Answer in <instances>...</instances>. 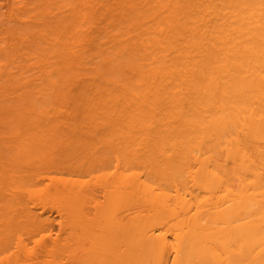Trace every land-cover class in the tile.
Here are the masks:
<instances>
[{"label": "bare ground", "instance_id": "bare-ground-1", "mask_svg": "<svg viewBox=\"0 0 264 264\" xmlns=\"http://www.w3.org/2000/svg\"><path fill=\"white\" fill-rule=\"evenodd\" d=\"M8 1L1 179L101 237L71 264H264V0Z\"/></svg>", "mask_w": 264, "mask_h": 264}, {"label": "rangeland", "instance_id": "rangeland-1", "mask_svg": "<svg viewBox=\"0 0 264 264\" xmlns=\"http://www.w3.org/2000/svg\"><path fill=\"white\" fill-rule=\"evenodd\" d=\"M8 2H9L8 0H0V6H1L0 7V17H3L4 20L8 19V13H6V12H9V11H7L8 7H9V5H7V4H9ZM0 19L2 20V18H0ZM5 21H7V20H5ZM5 21H2V22H5ZM30 21H31V19H30ZM32 21L36 22L35 19H32ZM26 22L23 25L26 28V30L27 29L28 30L27 31L25 30L26 31V38L25 37H23V38L24 39H29L28 41L32 42L34 36H32V34L30 35L29 32L30 31L32 32V29L36 30V28H37L36 32H39L38 31L39 30L38 27L40 28V26L38 24V27H36L37 23H34V22H29L30 24H28V21H26ZM5 24H6V22H5ZM3 25H4V23H3ZM34 25H36L35 26L36 28H31ZM20 28H21V26H20ZM22 28H23V26H22ZM21 31H23V30H21ZM32 33H34V32H32ZM21 34L22 33L20 32V35ZM35 38H37V41L40 40V39H38L39 37H35ZM19 42L22 43L21 40ZM22 45H26V44L22 43L21 46ZM25 48L23 46V49H25ZM23 49L21 47L20 52L23 51ZM25 50H27V52L31 51L30 49H25ZM22 53H24V52H22ZM32 53L33 52L31 51L29 53H26V55H24L25 53L23 55L26 56V58L28 59L27 55L29 54V56H30V54H32ZM75 88H76V90H75ZM77 88H78L77 85H76V87L72 88V95L73 96L79 94V90ZM73 92H75V94ZM0 131H2V130H0ZM62 156L61 155L58 156L59 161H57V162H59V163H57V164H59V165L62 164L61 163L63 161V157ZM56 158H57V156H56ZM60 158L62 159L61 161H60ZM65 160L67 161V158ZM65 164H66V162H65ZM62 169L64 171L65 167L62 168ZM57 170L56 171L52 170V173L49 172L51 174L48 173L49 175H46L45 173H44L45 174L44 175L43 172H41V173H42V175H44L46 177L47 176L53 177V176L57 175L56 172L58 173V171H59V170L58 171ZM65 171H68V170H65ZM2 172L0 171V173H1L0 174V264H66V263H69V262L71 264V261L72 260L74 261L76 256L82 255L83 252H81V250L84 249L83 251H85V250L87 251L88 249H90L92 247H95V246H93V245H95L93 241L97 240L98 238L101 239V237H97V239L94 238V240H92L91 238L89 239V236L96 235V234H94V232H91V235L90 234L88 235L87 233L84 235L83 233H85V232H82L83 230L80 229L79 227L76 228L77 231H78L76 233L77 235L75 233L73 234V232L71 233L69 231L71 229H68V230L64 229L65 230V232H64L63 228H65V226H66V229H67V224L65 225L64 223H66V222H64V223L62 222L61 225H60V222H61L62 218H61L60 215H58L59 213L57 214L58 211L54 212V209L52 207H51V209H53V211L50 210L48 207H47L48 209L45 208L46 206L45 207L41 206V208H40L41 204L36 206L37 204L34 205L35 203L33 204L32 202H30L27 197L26 198H24V197L22 198L21 195L18 196V197H21V199H19L18 203L13 202L12 201L13 199L11 200L10 197L13 198L14 192H11V190H9L10 188H8V187H10V186H8L9 184L8 185H4L5 183L3 182V179H1L3 175H5V176H8V175H6L5 173L3 174ZM53 172H55V174ZM59 172H60V174H62L61 176H63V175L66 176L65 173H62L61 171H59ZM68 172H70V171H68ZM27 173L28 172H26L25 174H27ZM32 173L33 172H31V173L29 172V175L32 174ZM41 173H37L38 176ZM7 174H9V172ZM25 174H23L24 175L23 178H22L23 175H19V174H18L19 178L18 177L16 178L18 180V179H20V176H21V179L19 180L21 183L18 182L17 180L15 182L20 183L23 186L26 185L27 184L26 183L27 178L29 180V177H28L29 175L25 176ZM60 174H58V175L60 176ZM9 175H11V174H9ZM42 175L39 176L40 177V181H41V179L43 181V178H45ZM58 175H57V178H60ZM70 175H71V178H72L73 176H72L71 173H70ZM70 175H68V177ZM79 175H81V174H79ZM79 175L78 174L77 175L74 174V178H75V176H76V178H78ZM16 176L17 175H14V177H12V179L10 180L11 184H15V182L12 181V180H15L14 178ZM35 176H36V173H35ZM38 176H37V179H38ZM65 176H63V177L65 178ZM81 176H84V175H81ZM25 177H26V179H24ZM30 177H31V175H30ZM49 177L46 178V180L50 179ZM33 178H34V175H32L31 179L33 180ZM9 179H7V182H8ZM35 179H36V177H35ZM35 179H34L33 182L29 180L30 181L29 185L30 184H35V186H36V184L39 181V179H38V181L36 180L37 182H35ZM46 180L43 182L44 185L46 183ZM23 181L26 184H23ZM47 183H46V185H47ZM40 184H42V183H40ZM40 184L36 188H38V187L40 188L43 185V184L42 185H40ZM17 186H16L17 188H20V187L22 188V186H20V187H19V185H17ZM11 187H12V185H11ZM16 187H13V189L16 188ZM28 187H30V186H28ZM31 187H32V185H31ZM9 191L11 192V194L9 193ZM12 194H13V196H10ZM19 203L22 204L23 210L28 208V209H26V211L30 210V213H33L34 215H37L36 216L37 218H34L37 221L36 223H32L33 222L32 219L30 221V218H28V216H26V214L29 213V211L25 212L23 210H18V209H22V206L19 205ZM8 205H9V207H6ZM24 207H25V209H24ZM43 208H45L47 211L45 209H44L45 211L40 210V209H43ZM24 212H25V214H23ZM43 213H44V216H41V215H43ZM6 219H9L7 221V223H10V225L6 226L7 223L3 224L2 221L6 220ZM27 219H29V220H27ZM62 226H64V227L62 228ZM68 231H69V234L66 233ZM73 231H75V228H73ZM92 237H94V236H92ZM88 239H89L90 242H93V243L90 244ZM54 240H56L57 242L54 241Z\"/></svg>", "mask_w": 264, "mask_h": 264}]
</instances>
